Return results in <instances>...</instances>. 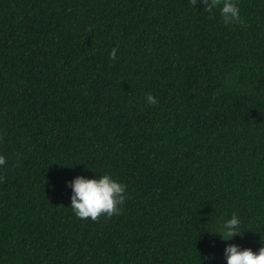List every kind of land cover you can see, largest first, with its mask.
<instances>
[{
    "label": "trees",
    "instance_id": "trees-1",
    "mask_svg": "<svg viewBox=\"0 0 264 264\" xmlns=\"http://www.w3.org/2000/svg\"><path fill=\"white\" fill-rule=\"evenodd\" d=\"M237 3L243 23L225 25L199 0H0V264H226V243L260 247L264 0ZM96 171L126 200L80 219L65 182ZM233 212L242 237L207 232Z\"/></svg>",
    "mask_w": 264,
    "mask_h": 264
},
{
    "label": "clouds",
    "instance_id": "clouds-1",
    "mask_svg": "<svg viewBox=\"0 0 264 264\" xmlns=\"http://www.w3.org/2000/svg\"><path fill=\"white\" fill-rule=\"evenodd\" d=\"M191 2L196 4L197 0ZM199 2L209 15L218 13L225 25L243 23L237 0H199ZM116 51L117 49L113 48L109 53L113 59L116 58ZM145 101L150 105L158 103L157 97L151 93L146 94ZM5 163L6 157L0 154V168ZM98 173L93 176L78 174L65 182L71 188V210L80 219L96 220L100 216L118 215L126 200L127 185L124 182L114 178L107 171ZM244 230L241 217L233 212L207 232L210 235H218L222 241H231L236 236L242 237ZM259 243L260 247L255 251L251 247H242L237 243H226L223 249L226 264H264V236L261 234ZM209 258H212L211 254Z\"/></svg>",
    "mask_w": 264,
    "mask_h": 264
}]
</instances>
